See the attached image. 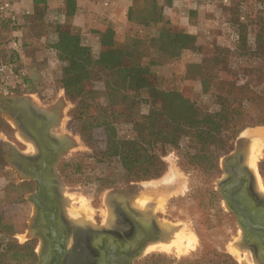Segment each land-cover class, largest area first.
Listing matches in <instances>:
<instances>
[{
    "label": "rangeland",
    "instance_id": "obj_1",
    "mask_svg": "<svg viewBox=\"0 0 264 264\" xmlns=\"http://www.w3.org/2000/svg\"><path fill=\"white\" fill-rule=\"evenodd\" d=\"M176 1L159 0L165 17L170 20L173 28L185 30L194 35L196 45L193 48L185 49L178 59L153 65L151 69L159 77L164 88L188 89L199 104L212 111L219 110L220 106L215 97L211 94L203 93L201 80L187 78L188 64L200 62L205 56L219 57L223 55L227 48L235 50L243 24L247 25L248 44L250 49L254 51L258 38L260 36L264 37V18L260 17V11L262 10L260 8L261 0H178L179 3ZM50 13L46 15V22L56 24L61 30H65V23L53 20ZM46 22L42 25L35 24L33 19L28 18L25 19L22 28H18L19 30L10 33L6 29L2 32V38L5 41L9 37H15V35L20 38L21 36L24 37L25 34H28L31 37L30 41H32L28 51L32 59L21 66L27 72L19 79H6L9 82L8 87L11 88V92L7 95H26L32 102L37 104H41L39 97L46 103L55 101L59 103L61 116L63 117L61 131L66 133L71 140V145L61 158L60 163L70 160L81 162L83 170L82 174L70 172V176L59 170L64 180L65 188L63 193L67 199L66 209L68 211L70 207L80 209V201L72 200L70 194L83 196L90 207L83 221H93L94 218H101L103 223L107 224V216H109L108 214L112 209L109 199V194L112 190L127 187L131 184L138 186L142 183H147V181H172V184L177 183V186L171 187V189L167 187V190H170L167 192L164 204L162 206L156 205L157 207H153L149 210V213H152L160 224L163 221H170L174 224L184 225L188 230L193 231L197 236L195 247L185 254H179L176 251H149L135 260L134 264H142V261L152 256L166 257L174 261L173 264H190L188 260L196 259L205 254H208L205 257L209 259L215 251L229 253L241 264L228 251L227 245L236 240L240 241L242 229L234 212L230 211L225 204L218 187V180L224 174L223 158L236 148L239 139L241 140V135L245 131L253 130L254 128H264V124L247 125L239 132L233 142L231 151L223 154L220 158L219 172L207 173L200 165L191 163L189 161L190 155L197 152V145L191 139L184 138L178 149H167L164 156L167 170L161 177L126 182L124 177L125 170L120 161L107 157L108 160L102 159L99 151L108 150L109 146L111 147L114 140H112L113 138L109 140V137H130L133 135L132 125L124 121L122 107H113L108 117L105 118V124L89 127L94 132L93 139L90 142L82 137L73 118L75 103L67 98L65 90L60 83L63 63L58 60L55 51L49 46L55 40L54 27H49ZM107 27L113 30L112 39L119 44L129 34H137L141 37L150 34L155 35L160 25L146 27L128 20V22L120 24L117 28L113 24H107L102 29ZM190 29H194L195 33L190 32ZM94 30L96 29L90 27H84L83 29L80 27L83 42L90 47V52L95 57L105 52L111 58H117L122 64L126 65L129 63L122 52L114 50L110 39L102 42ZM38 31H43L44 34L36 37L35 35H37L36 32ZM7 48L12 49L10 46H7ZM0 58L7 61L1 54ZM263 60L264 50H258L253 57L249 59L242 58L239 60V64L232 65L231 69L235 73L241 68L240 66L256 67ZM14 62L18 67L20 62ZM222 78L221 84L217 89L219 93H224L233 83L231 75L222 74ZM84 81L82 79L79 82L83 84ZM80 83L78 84L81 85ZM1 84L3 83L1 82ZM95 87L103 90L104 84L98 81L95 83ZM255 89L264 94V85L257 86ZM0 94L5 95L1 90V86ZM98 103L101 107L106 105L104 96L99 97ZM142 106L143 111L147 112V104ZM253 113L255 118L257 111L254 109ZM165 123V120L160 121L161 125ZM19 139L24 140L25 137L21 135L20 131H17L14 121L6 115L5 111L0 109V244L3 242L7 244L8 238L16 239L20 243L33 240L37 242L36 239L32 238L29 226L32 213L34 212V207L29 201L27 194L31 188L23 187L21 197L17 194L12 195L9 186L11 184L18 185L14 180L19 181V178L10 169L11 163L6 161L2 155L4 143L6 146L8 144L19 145ZM263 158L264 150L256 165L259 174H261L260 161ZM171 172L174 177L169 178ZM260 176L264 184L262 174ZM107 178L109 179L107 180ZM109 183L112 185L107 186ZM134 195L129 197L131 205L132 200L136 198ZM153 199L157 201L158 197L153 196ZM3 249L0 247V251H4ZM246 251L253 264H258L252 257V253L247 249Z\"/></svg>",
    "mask_w": 264,
    "mask_h": 264
},
{
    "label": "trees",
    "instance_id": "obj_2",
    "mask_svg": "<svg viewBox=\"0 0 264 264\" xmlns=\"http://www.w3.org/2000/svg\"><path fill=\"white\" fill-rule=\"evenodd\" d=\"M65 5V30L46 22L49 0H34L31 19L35 24L46 22L49 27H54L55 40L49 46L63 63L60 83L67 98L75 103L73 118L85 140L90 142L93 139L94 132L89 129L90 126L105 124V118L113 107L123 108L124 121L132 125L134 134L130 137H109V140L113 138V144L99 153L102 159L120 161L126 182L161 177L167 170L164 160L167 149H178L184 138L191 139L197 145V152L190 155L191 163L200 165L207 173L219 172V160L223 154L231 151L239 132L247 125L264 124V94L255 89L264 85V60L256 67L240 66L235 73L231 69L242 58L249 59L256 51L264 50L262 36L258 38L255 50L250 49L247 25H242L235 50L227 48L219 57L205 56L200 62L188 64L187 78L200 79L203 93L211 94L217 100L220 108L212 111L199 104L188 89L164 88L151 69L153 65L178 59L185 49L196 45L194 35L173 28L159 0H131L128 10V19L132 22L146 27L159 24L155 35L141 37L129 34L118 44L112 39L113 30L110 27L94 30L102 42L110 39L114 50L123 53L129 61L126 65L105 52L95 57L83 42L80 28L73 23L77 1L65 0ZM260 8V17L264 18V0H261ZM22 26H12L10 19L0 14V54L9 62H20L19 51L7 48L12 38L20 40L23 48L32 41L28 34L21 38L15 35L5 41L2 32L8 29L13 33ZM36 33V37L44 34L43 31ZM22 65L20 62L18 67L23 68ZM222 74L231 75L233 83L224 93H219L217 89L223 79ZM82 79L85 80L83 84L79 82ZM98 81L103 82V90L95 87ZM0 86L5 95L11 92V88L1 82ZM100 96L106 99L104 107L98 103ZM143 104H147V112L143 111ZM254 109L257 111L255 118ZM161 120L166 123L161 125ZM59 170L69 176L72 172L83 173L81 162L74 160L61 162ZM260 171L264 178V158L260 161ZM23 187L25 185L11 184L9 190L12 195L21 197ZM35 246L34 240L20 243L8 238L4 251H0V264H35L38 259ZM206 255L188 262L239 264L229 253L215 251L209 259ZM173 263L161 256L142 261V264Z\"/></svg>",
    "mask_w": 264,
    "mask_h": 264
},
{
    "label": "flooded vegetation",
    "instance_id": "obj_3",
    "mask_svg": "<svg viewBox=\"0 0 264 264\" xmlns=\"http://www.w3.org/2000/svg\"><path fill=\"white\" fill-rule=\"evenodd\" d=\"M39 100L41 104L12 101L10 109L17 131L25 139H19V145L2 146L3 158L11 163L10 169L19 178L14 182L31 188L27 194L34 207L29 226L32 238L37 240L35 264H134L146 254L149 243L167 236L166 231L153 215L133 207L129 195L110 193L115 215L111 225L101 218L80 222L70 217L59 164L71 140L61 131L59 103H46L40 97ZM34 176L45 184L38 207L30 198L39 184Z\"/></svg>",
    "mask_w": 264,
    "mask_h": 264
},
{
    "label": "water",
    "instance_id": "obj_4",
    "mask_svg": "<svg viewBox=\"0 0 264 264\" xmlns=\"http://www.w3.org/2000/svg\"><path fill=\"white\" fill-rule=\"evenodd\" d=\"M14 100H30L26 95H2L0 94V109L5 111L15 125L16 119L11 111V103ZM69 138V136H68ZM59 158V157H58ZM55 161H58L59 159ZM223 176L218 180V187L222 193L227 208L234 212L242 229L239 246L249 249L258 264L264 263V195L256 189L257 178L255 172L245 163V150L239 139L236 148L223 158ZM38 181L37 192L30 196L35 206L41 203L40 196L44 194L45 184ZM132 184L127 187L114 189L111 194H131ZM128 192V193H126ZM110 195V194H109ZM150 216L152 213H148ZM65 250V247H62ZM57 255L56 257H59ZM42 264V263H41Z\"/></svg>",
    "mask_w": 264,
    "mask_h": 264
},
{
    "label": "bare ground",
    "instance_id": "obj_5",
    "mask_svg": "<svg viewBox=\"0 0 264 264\" xmlns=\"http://www.w3.org/2000/svg\"><path fill=\"white\" fill-rule=\"evenodd\" d=\"M241 141L246 152L245 163L256 174V189L260 194L264 195V184L262 183V179L260 176L261 174L258 173L256 166L257 161L259 157L262 156L264 150V128L258 127L254 128L253 130L245 131L241 135ZM172 176L173 173L171 172L169 178H172ZM176 186L177 183L172 184V181H147V183H142L136 187L131 188V194L127 195L131 197V195L135 194L134 196H136V198L132 200L133 207L139 209V211L149 213V210H151L153 207H157L156 205L162 206L167 197V192L171 189V187ZM167 187H170V189L167 190ZM70 196L72 200L80 201V209L70 207L68 214L71 218L77 221L81 222L85 220L86 214L90 210L86 198H84L83 196H75L73 194H70ZM153 196L158 197L157 201L153 199ZM108 215L109 216H107L108 218L106 220V223L111 225L115 220L114 212L112 209ZM160 225L166 231L167 236L149 243L144 251L145 253L153 250H164L169 252L176 251L179 254H185L188 253L191 249H194L197 242V236L193 231L188 230V228L184 225L174 224L170 221H163ZM238 242L239 241L236 240L235 242L229 243L227 245L228 251L232 253L241 264H253L246 249H243V247L239 246Z\"/></svg>",
    "mask_w": 264,
    "mask_h": 264
},
{
    "label": "crops",
    "instance_id": "obj_6",
    "mask_svg": "<svg viewBox=\"0 0 264 264\" xmlns=\"http://www.w3.org/2000/svg\"><path fill=\"white\" fill-rule=\"evenodd\" d=\"M76 1L77 9L74 14L73 23L79 28L90 27L100 29L107 24H113L117 28L120 24L126 23L129 20L128 10L131 0ZM176 2L179 3L178 0ZM15 8L22 15L24 21L25 19H30L34 12V0H15ZM48 13L51 14L53 20L64 23L65 17H67L65 0H49ZM190 32L195 33L194 29H190ZM29 48L30 46H26L20 50V62L28 63L32 59V56L28 53Z\"/></svg>",
    "mask_w": 264,
    "mask_h": 264
},
{
    "label": "built area",
    "instance_id": "obj_7",
    "mask_svg": "<svg viewBox=\"0 0 264 264\" xmlns=\"http://www.w3.org/2000/svg\"><path fill=\"white\" fill-rule=\"evenodd\" d=\"M0 14L8 17L14 27L21 26L24 23L22 15H20L15 8L14 0L0 1ZM9 46L19 52L23 48L21 41L18 39H12L9 42ZM26 72L27 70L25 68H18L15 62L5 61L0 58V82L5 86L9 85V82L6 80L7 78L19 79L22 75H25ZM0 247L2 249L5 248L6 243L3 242L0 244Z\"/></svg>",
    "mask_w": 264,
    "mask_h": 264
}]
</instances>
